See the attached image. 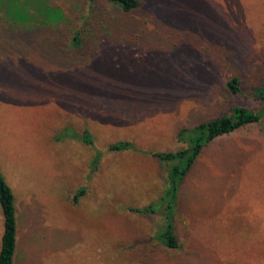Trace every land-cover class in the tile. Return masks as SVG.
Segmentation results:
<instances>
[{"label":"rangeland","instance_id":"1","mask_svg":"<svg viewBox=\"0 0 264 264\" xmlns=\"http://www.w3.org/2000/svg\"><path fill=\"white\" fill-rule=\"evenodd\" d=\"M15 1L0 0V169L22 211L36 203L16 264H264V117L205 148L182 189L180 248L155 239L161 214L129 209L160 198L167 164L151 153L222 113L230 77L245 90L264 81V0H140L131 12L100 0L88 60L69 44L87 0H45L63 11L58 27L34 10L17 22ZM69 127L103 152L91 176L94 148L56 139ZM122 140L135 148L107 150ZM3 231L0 204V248Z\"/></svg>","mask_w":264,"mask_h":264},{"label":"trees","instance_id":"2","mask_svg":"<svg viewBox=\"0 0 264 264\" xmlns=\"http://www.w3.org/2000/svg\"><path fill=\"white\" fill-rule=\"evenodd\" d=\"M89 4L88 15L83 25L76 28L71 39L70 49L83 54L88 60L94 57L91 46L94 45L93 32L84 33L85 26L94 24L92 16L97 10L100 0H87ZM116 9L124 12H131L137 9L140 0H106ZM12 12L16 16L17 22L30 20L31 14L42 15L46 22L53 23L56 27L61 26L65 20L63 11L59 7H54L45 0H16ZM32 10H34L32 12ZM34 15V14H33ZM36 16V15H34ZM64 52L67 53L66 49ZM96 52V51H95ZM76 58V57H75ZM84 59V58H83ZM227 92L231 96V102L222 113L202 120L193 126H184L177 131V139L185 145L175 151H157L151 154L167 164V184L160 198L143 207H131V211L143 215L161 214L163 223L156 231L155 239L159 244L168 249H178L181 242L177 234L176 216L180 204V198L185 181L207 148L217 138L239 131L248 125L258 123L264 117V81L250 90H245L242 80L235 75L230 77L225 84ZM78 138L84 143L92 146L95 150L90 163L91 174L97 171L103 152L94 144V138L89 129H85L82 135H78L73 128L63 129L57 136V140L66 138ZM131 141H117L108 145V151H120L134 149ZM146 152V151H144ZM84 189H81V193ZM77 196L75 197V201ZM0 204L4 216V231L0 248V264H15V253L17 250V208L16 199L12 187L7 182L0 169Z\"/></svg>","mask_w":264,"mask_h":264},{"label":"crops","instance_id":"3","mask_svg":"<svg viewBox=\"0 0 264 264\" xmlns=\"http://www.w3.org/2000/svg\"><path fill=\"white\" fill-rule=\"evenodd\" d=\"M14 191V190H13ZM15 199H16V196H15ZM16 204H17V201H16ZM34 204H36L35 202H34V200L32 201V202H28L27 204H23V208H24V210L22 211V209L20 208V206H21V202H19L18 204H17V223H18V233H17V250H16V253H15V257H14V259H15V264H16V259H17V257H18V253H19V251H20V237H21V234H23L22 235V237H23V240L25 239V235H29V233H28V231H29V229L27 228V226H28V224L27 223H22L21 222V217H24V216H22V215H24V214H26L25 212H27V208H28V206H34ZM24 219V218H23ZM24 228V229H23ZM21 230H22V233H21Z\"/></svg>","mask_w":264,"mask_h":264}]
</instances>
